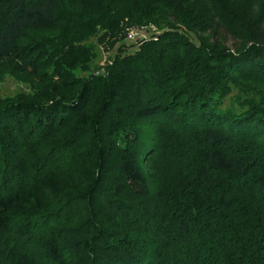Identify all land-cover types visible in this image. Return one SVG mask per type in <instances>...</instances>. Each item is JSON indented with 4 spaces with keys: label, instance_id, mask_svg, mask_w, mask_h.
Masks as SVG:
<instances>
[{
    "label": "trees",
    "instance_id": "16d2710c",
    "mask_svg": "<svg viewBox=\"0 0 264 264\" xmlns=\"http://www.w3.org/2000/svg\"><path fill=\"white\" fill-rule=\"evenodd\" d=\"M5 78L0 264H264V0H0Z\"/></svg>",
    "mask_w": 264,
    "mask_h": 264
},
{
    "label": "rangeland",
    "instance_id": "374dc122",
    "mask_svg": "<svg viewBox=\"0 0 264 264\" xmlns=\"http://www.w3.org/2000/svg\"><path fill=\"white\" fill-rule=\"evenodd\" d=\"M164 26V25H162ZM160 27L161 29H157L155 26L150 24H146L145 26H128L126 28L122 27L114 36H107L104 40H100L101 42L96 41L95 38L91 39L89 45L94 47L93 50V57L91 60V69L93 66L97 68L103 67L106 65V62L109 60V55H112L113 51L117 49L119 44H124V51L126 50L127 54H130L135 49V46L129 47L128 44L134 43L136 40H141L142 38L146 37L147 35H158L159 32L165 30V27ZM134 33L132 39L129 40V36ZM200 38H205L210 43L214 41L219 42L222 46L226 48H235L237 47V42L233 40L232 36H226L222 32H217L214 36L207 35L205 33L197 34ZM256 88H260L264 90V86L258 84ZM27 87L17 83L14 79L5 78L3 82H0V98L4 97H11L12 95L18 93H25L27 92ZM237 93L233 90L232 93L228 98L225 99L224 105L229 106L233 98L236 97Z\"/></svg>",
    "mask_w": 264,
    "mask_h": 264
},
{
    "label": "built area",
    "instance_id": "2783aa9c",
    "mask_svg": "<svg viewBox=\"0 0 264 264\" xmlns=\"http://www.w3.org/2000/svg\"><path fill=\"white\" fill-rule=\"evenodd\" d=\"M134 35V33H132L130 36H129V40L132 39V36ZM143 39V38H142Z\"/></svg>",
    "mask_w": 264,
    "mask_h": 264
}]
</instances>
